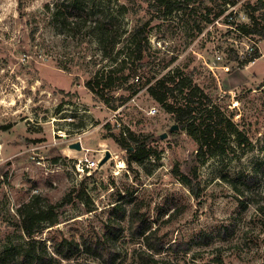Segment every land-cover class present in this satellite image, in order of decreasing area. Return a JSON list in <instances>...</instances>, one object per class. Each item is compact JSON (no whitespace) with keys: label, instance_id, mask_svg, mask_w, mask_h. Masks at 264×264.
I'll list each match as a JSON object with an SVG mask.
<instances>
[{"label":"rangeland","instance_id":"374dc122","mask_svg":"<svg viewBox=\"0 0 264 264\" xmlns=\"http://www.w3.org/2000/svg\"><path fill=\"white\" fill-rule=\"evenodd\" d=\"M56 1L0 0V252L27 241L17 212L21 205L36 196L43 205L56 204L72 194L58 224L41 223L36 238L78 240L91 230L103 233L119 203L128 212L117 264H264V176L260 172L252 186L238 183L243 193L234 186L264 160V39L238 30L250 24L246 8L257 0H239L235 6L228 3L232 0H190L170 16L152 9V0L105 2V14L112 18L118 5L128 8L115 27L123 35L114 55L121 51L126 59L131 53L124 28L131 32L148 23L149 30L144 59L135 62L141 79L130 82L141 89L116 111L85 86L94 72L114 63L96 43L63 35L51 24L48 7ZM261 50L256 63L241 64ZM178 70L192 76L240 132L227 131V150L205 161L195 158L199 141L179 126L175 130L174 116L143 85ZM128 85L118 94L129 92ZM122 131L153 137L159 157L128 166L116 139ZM77 142L81 150L72 148ZM106 151L112 158L105 164L77 173L79 159L101 161ZM176 171L194 180L195 195ZM136 202L153 229L160 228L166 245L154 263L143 258V239L129 231ZM222 227L228 229L225 238L217 233ZM202 233L212 236L209 244L198 243ZM175 241L191 249L175 253ZM47 249L53 253L50 241ZM72 262L102 264L84 253Z\"/></svg>","mask_w":264,"mask_h":264},{"label":"trees","instance_id":"16d2710c","mask_svg":"<svg viewBox=\"0 0 264 264\" xmlns=\"http://www.w3.org/2000/svg\"><path fill=\"white\" fill-rule=\"evenodd\" d=\"M105 2L110 3L112 0H58L52 9L48 7V13L51 24L58 28L61 34L71 38L81 37L86 43H96L103 51V56L114 63L109 69L94 72L86 81L85 86L98 100L116 111L125 106L141 89L135 81L130 82L136 78L141 79L135 62L144 59L143 53L148 44L149 30L148 23L136 26L131 32L124 28V33H129L125 47L131 50V53L125 56L126 59H121V51L114 55L115 48L122 42L123 35L115 30V27L122 25L121 17L128 12V8L125 4L118 5L117 14L112 18L105 14ZM238 2L239 0L228 1L233 6ZM189 3L190 0H152L150 7L163 16H170L176 11L185 10ZM247 8L246 14L250 24L238 26V30L246 36L258 35L264 39V25L261 21L264 20V0H257L252 5L248 4ZM223 14L222 10L216 17ZM260 57L261 54L256 51L246 55L241 64L254 62ZM127 60H130V66H126ZM61 68L66 71L70 70L69 66ZM126 85L130 91L118 94L117 89H122ZM143 85L146 86L149 96L168 114L174 116L178 123L177 126L199 141L195 155L197 160L205 161L212 156L224 153L227 150L224 137L227 131L240 135L235 124L212 104L211 97L205 94L194 83L193 77L187 73L178 70L162 77H151ZM116 139L127 153L125 161L128 166H132L133 163L141 164L160 155L158 146L152 145L155 139L150 135L137 136L133 132L122 131ZM260 172L264 176V160L258 164L254 173L242 175L234 186L237 188L238 183L246 187L254 185ZM176 175L195 195L194 180L181 171H176ZM85 185L86 182L83 181L78 190L79 195L84 193ZM237 190L240 191L238 188ZM71 197L72 194H69L61 202L43 205L42 199L36 196L21 205L17 212L20 217V228L27 237V241L23 246L5 247L0 252V264H52L53 262L61 264L62 261H67L66 264H77L72 261L81 253L87 254L102 264H117L121 258L120 241L126 231L123 222L128 212L119 203L112 207L103 233L91 230L86 234L82 233L78 240L76 238H49L48 240L36 238L35 230L41 223L46 222L53 226L58 224ZM196 197H199V194H196ZM141 206L140 202H136L129 212V231L134 236L143 239L145 247V250L141 251L143 258L154 263L156 262L155 255L163 253L166 245L159 237L160 228L153 229L154 223L142 211ZM227 231V227L217 229L218 235L224 238L228 236ZM211 240V235L202 233L198 243L207 245ZM47 241L51 242L53 253L48 251ZM171 249L175 253L189 251L191 245L175 241Z\"/></svg>","mask_w":264,"mask_h":264},{"label":"built area","instance_id":"2783aa9c","mask_svg":"<svg viewBox=\"0 0 264 264\" xmlns=\"http://www.w3.org/2000/svg\"><path fill=\"white\" fill-rule=\"evenodd\" d=\"M256 61V60H255ZM252 63V62H251ZM100 159H79L76 163V170L79 175L89 174L91 170L99 167Z\"/></svg>","mask_w":264,"mask_h":264},{"label":"water","instance_id":"95a60500","mask_svg":"<svg viewBox=\"0 0 264 264\" xmlns=\"http://www.w3.org/2000/svg\"><path fill=\"white\" fill-rule=\"evenodd\" d=\"M174 129H175V130L178 129V126L175 125V126H174ZM165 137H166V134L163 136V138H165ZM72 148H76V149H78V150H81V149H82L81 143H79V142L75 143L74 145H72ZM110 158H112V154H111V152H110V151H106V155H105V157L100 161L99 166H102L103 164H105Z\"/></svg>","mask_w":264,"mask_h":264},{"label":"crops","instance_id":"0c3cea01","mask_svg":"<svg viewBox=\"0 0 264 264\" xmlns=\"http://www.w3.org/2000/svg\"><path fill=\"white\" fill-rule=\"evenodd\" d=\"M261 55H263L262 50H261ZM257 60H258V59H257ZM257 60H256V61H257ZM256 61H254V63H256Z\"/></svg>","mask_w":264,"mask_h":264},{"label":"bare ground","instance_id":"6f19581e","mask_svg":"<svg viewBox=\"0 0 264 264\" xmlns=\"http://www.w3.org/2000/svg\"><path fill=\"white\" fill-rule=\"evenodd\" d=\"M123 166H124V165L122 164V165H120L119 167L122 168Z\"/></svg>","mask_w":264,"mask_h":264}]
</instances>
